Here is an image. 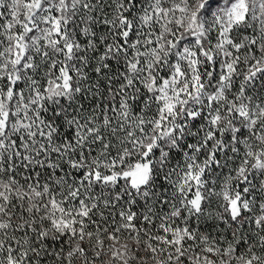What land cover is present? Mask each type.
<instances>
[{"label":"snow or ice","instance_id":"6c2138e0","mask_svg":"<svg viewBox=\"0 0 264 264\" xmlns=\"http://www.w3.org/2000/svg\"><path fill=\"white\" fill-rule=\"evenodd\" d=\"M0 264H264V0H0Z\"/></svg>","mask_w":264,"mask_h":264}]
</instances>
